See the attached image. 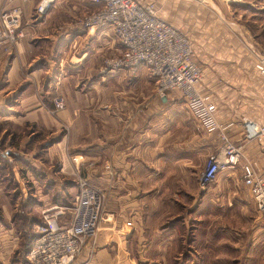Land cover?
<instances>
[{"label":"crops","instance_id":"crops-1","mask_svg":"<svg viewBox=\"0 0 264 264\" xmlns=\"http://www.w3.org/2000/svg\"><path fill=\"white\" fill-rule=\"evenodd\" d=\"M11 1L0 0V12L7 11L10 4L21 6L25 37L10 55L0 54V73L6 70L0 84L6 85V100L15 89L26 88L16 106L0 101V126L8 131L6 143L0 145V264H27L21 255L27 222L19 216L21 203L27 199V166L23 168L16 160L27 161V152L20 149L22 144L13 142L14 133L9 131L11 125L16 131L26 123L34 133L41 130L66 139L68 156L80 158L81 177L104 195L106 226L93 242L85 244L72 264L223 261V255L208 254L218 251L222 236L212 241L204 232L203 239L195 240L205 225L203 220L208 219L201 209L215 201L250 204L254 210L247 188L240 182L244 161L238 168L219 173L212 192L201 195L204 191L198 186V176L204 159L220 145L217 135L198 129L191 114L177 108L184 102L179 92L156 97L155 81L145 67L100 74L103 60L119 55L121 48L110 26L89 30L81 25L83 17L99 6L87 0H55L45 16L36 18L33 0ZM212 1L220 2L224 11L232 2L142 0L154 3L161 20L190 38L203 71L198 91L210 95L217 120L232 126L230 141L257 161L264 175V144L243 142L241 127L243 119L264 125V77L255 68L250 51L238 38L222 31L221 23L209 14L214 10ZM57 97L65 101L61 111L54 110ZM55 152L53 145L48 154ZM106 163L112 174L103 171ZM21 167L25 177L17 178ZM48 181L30 182L34 202L48 205L54 199L51 191L42 190ZM62 186L59 181L53 188L63 192ZM42 208L32 211L41 213ZM254 215L257 224L261 220L255 211ZM234 230L238 234L245 231ZM193 234L189 238L193 243L186 244L187 236Z\"/></svg>","mask_w":264,"mask_h":264},{"label":"built area","instance_id":"built-area-1","mask_svg":"<svg viewBox=\"0 0 264 264\" xmlns=\"http://www.w3.org/2000/svg\"><path fill=\"white\" fill-rule=\"evenodd\" d=\"M99 8L87 15L81 25L89 30L110 26L120 45V54L107 59L101 72L136 71L145 67L155 81L159 97L179 92L187 111L197 121L198 129L207 135L216 134L220 145L208 156L198 176V186L211 187L224 170L241 168V181L247 188L257 218L264 223V175L257 161L246 157L241 146L229 139L231 124L220 123L215 117V105L210 95H202L198 86L203 79L196 63L190 39L158 17L154 3L142 0H87ZM55 0H40L34 9L36 18L43 17ZM22 13L19 9L0 12V54H11L24 37ZM256 69L264 77V66ZM64 100L55 99L54 110L61 111ZM243 142L264 144V125L242 120ZM105 169L112 174L111 166ZM76 193L68 219L48 220L35 226V236L25 254L27 264H72L83 252L88 241H94L102 221L104 195L76 175ZM65 208H61L63 210ZM63 216L64 213L56 214ZM47 220V221H46ZM131 226V223H127ZM264 239V229H263Z\"/></svg>","mask_w":264,"mask_h":264},{"label":"rangeland","instance_id":"rangeland-1","mask_svg":"<svg viewBox=\"0 0 264 264\" xmlns=\"http://www.w3.org/2000/svg\"><path fill=\"white\" fill-rule=\"evenodd\" d=\"M14 1L16 0H12L11 3ZM21 1H23V3L25 2V0H21ZM33 1L35 2V7H36L40 0L38 1L33 0ZM231 1L232 2L229 1L228 7L225 6L226 11L223 10L220 2L212 1L213 3L212 8H214V10L209 11V14L221 23V27H223L222 31L226 30L228 31L227 33H230L233 37L238 38L239 41L242 43V45H244L250 51L252 60H254L255 62L254 64L255 68L259 65L264 66V0H231ZM17 5H22V4H17ZM13 6L14 4H10L7 11H10L12 9H19V11L22 13V19H23L22 22L24 28L26 22H24L23 9H21L22 8L21 6H20L21 8L18 6H14V7ZM52 7L49 9V11L52 9ZM24 37H25V32H24ZM5 57H7V55H5ZM114 57L116 56L107 57L106 59L103 60L102 66L99 69L101 75L106 74L105 72H101L104 69L105 61L107 59H112ZM195 60H196V54H195ZM196 63L200 65V63L197 60ZM2 71H6V70L4 69ZM2 71L0 73V77L3 74ZM24 73L27 76V73L25 71ZM2 81L3 78L1 77L0 83H2ZM5 86L6 85L3 86L2 84H0V89L2 90L0 91V101L4 103L3 105H5L7 101H11V104H14L16 106L18 103L17 101H19L26 87L22 86L23 88L21 87L17 91L15 89V92H13L12 94L13 96H11V99L9 97L8 100H6L4 99V94H3V92L6 91ZM173 94L174 93H169V95H173ZM155 95L156 97L161 98L157 95L156 90H155ZM167 95L168 94H166L165 96ZM59 98L64 100L62 97H57L55 99H59ZM55 99L53 100V106ZM178 107L184 113L187 112L184 102H180L177 108ZM17 113H19V109L17 110ZM12 126L13 125H11V127L9 128V131L14 133L13 142L15 144H22V148L20 149H22L24 152H27V161L16 157V160H19L18 161L19 163L24 164L23 168L27 166V199L25 201L23 199V203H21V208H23V212L25 209L26 211L24 213L20 212L19 215L23 223L27 222V241H26V246L23 248L21 252V255L25 257L26 252L28 251L29 247L32 244L33 236L31 234L33 233V230H35V226L42 225L43 223H45V220L43 219L44 215L46 214L50 215L51 218H48V220L56 219V221H58L61 218L63 219L62 221H66L68 219V210L72 207V204L74 202L73 201L74 195L76 193V186H75L76 175L81 176L80 164L78 162L80 158L75 156H68L66 150L67 141L64 138L62 139L61 136L57 137L54 134V136L50 137L48 134H45V132L41 130L39 131L38 130L39 128H37L39 132L37 131L36 133H34V130L28 129L27 123L19 127L16 126L20 128L17 129L16 131L14 130V128L12 129ZM2 128L4 127H2L1 125L0 145H2V143H6V136L8 132V131L4 132ZM53 145L56 149V152L52 156H50L48 153ZM211 153H209V155ZM208 156L203 161L202 169L206 163ZM105 165L103 167L104 172L107 171L105 169ZM48 166L49 167L51 166L50 170L44 169ZM236 168H238V166ZM17 172H18L17 178H20L22 176L25 177V172L22 170V167L20 172L18 170ZM22 173L23 175H21ZM46 179H49L48 183L50 185L45 183V187H43L42 190H44V192L51 191V195L52 197H54V199L53 198L50 199L51 201L48 202L49 203L48 205H46L44 202H40V203L34 202L35 199H33L31 196L34 190L30 186V182L33 180L34 181L36 180L39 184H44V181H46ZM59 181L63 183L62 186L63 192H61V188H53L54 183ZM240 182L242 183L241 178H240ZM215 187H216V183L213 184L211 187H208L206 190H204V192L201 195H203L204 193H208V191L212 192V190ZM105 204L106 203L104 201V207ZM37 206L40 207L43 206L42 210L41 209L39 210L41 211V213L40 212L36 213L34 212V210L32 211V209H37ZM197 207L198 205H196L195 208H193V211H195ZM61 208H65V209L61 210ZM201 210L202 213L208 214V219L203 220L205 225L202 226L201 230L197 232L195 240L200 241L201 239H203L204 232L208 234L206 235V237L211 239L212 241H215L216 237L219 238L220 236H222V245H220L218 251L214 250L208 252V254L213 252L215 254H218V256L219 254L223 255L222 257L223 261L220 262V260H218L217 264H264V241H263V236H261L264 229V223L261 222L260 220L259 223L256 222L257 224L253 223V219L255 215H254V210L250 204L231 205V204H225V203L221 204L215 201L213 202L210 201L206 205H202ZM61 212L64 213L63 216L56 215L58 213L61 214ZM25 213H27V215ZM104 214H105L104 211H102V221L100 224V228L97 232V235L101 230H103V227L106 226L105 220L107 216H105ZM15 221L16 223H20L18 219H15ZM107 223H109V220ZM189 224H190L189 227L193 225L190 222ZM192 227L194 228V226ZM207 227L209 229H207ZM179 228L181 229V227ZM235 228H238V230L240 229L245 231L238 234L237 231L234 230ZM255 229H260L261 232ZM192 230L193 229L188 228V231L190 233H192ZM178 232L181 233V230ZM190 237L194 238V234L193 236L190 235L187 236L186 244L193 243V241L189 239ZM178 238H180V236ZM138 263L139 262L135 261L133 264H138Z\"/></svg>","mask_w":264,"mask_h":264},{"label":"trees","instance_id":"trees-1","mask_svg":"<svg viewBox=\"0 0 264 264\" xmlns=\"http://www.w3.org/2000/svg\"><path fill=\"white\" fill-rule=\"evenodd\" d=\"M31 235L34 237V236H35V233H32ZM30 237H31V236H30ZM32 239H33V238H32Z\"/></svg>","mask_w":264,"mask_h":264}]
</instances>
